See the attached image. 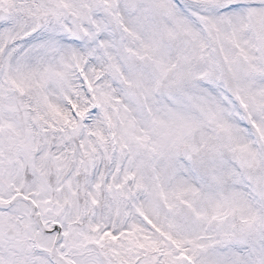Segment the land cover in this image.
<instances>
[{
    "label": "snow or ice",
    "instance_id": "obj_1",
    "mask_svg": "<svg viewBox=\"0 0 264 264\" xmlns=\"http://www.w3.org/2000/svg\"><path fill=\"white\" fill-rule=\"evenodd\" d=\"M0 264H264V0H0Z\"/></svg>",
    "mask_w": 264,
    "mask_h": 264
}]
</instances>
